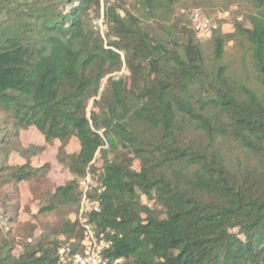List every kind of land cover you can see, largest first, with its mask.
<instances>
[{
    "label": "trees",
    "instance_id": "obj_1",
    "mask_svg": "<svg viewBox=\"0 0 264 264\" xmlns=\"http://www.w3.org/2000/svg\"><path fill=\"white\" fill-rule=\"evenodd\" d=\"M232 3L224 33L210 15ZM229 43L254 86L225 63ZM31 129L62 183L33 162L45 144H24ZM87 175L107 264H264V0H0V264L81 251Z\"/></svg>",
    "mask_w": 264,
    "mask_h": 264
},
{
    "label": "rangeland",
    "instance_id": "obj_2",
    "mask_svg": "<svg viewBox=\"0 0 264 264\" xmlns=\"http://www.w3.org/2000/svg\"><path fill=\"white\" fill-rule=\"evenodd\" d=\"M238 5L230 4L229 9L227 11L218 12L216 14L210 15L211 20H226L224 24H222V30L224 33H229L233 31V16L238 12ZM100 23V22H99ZM214 24V23H213ZM202 39H207V36H201ZM225 63L229 66V69L233 71L241 80L247 81L248 84L254 86L253 82V70L249 63V59L245 56L244 59L241 57V54L237 48L233 46L232 43H229L227 47V52L224 58ZM121 73L116 74L119 75ZM24 144L27 142L44 145V150L38 155V157H33V162L35 164L48 162L53 167L50 171V178L52 182L62 183L69 175L66 176L63 168L61 167V163L58 161L56 157L55 147H50L47 145L42 136L31 129L29 131L23 132L21 136ZM78 148V143L76 140H71L67 145L68 151L76 150ZM20 208H27V210L31 212H35V202L33 201V196L31 194V190L29 189V185L27 183H21L20 185V199H19ZM24 220L28 219L29 216L27 214L21 215ZM46 219L53 224H58V216L55 213H49L46 216ZM37 230L35 234H39Z\"/></svg>",
    "mask_w": 264,
    "mask_h": 264
},
{
    "label": "built area",
    "instance_id": "obj_3",
    "mask_svg": "<svg viewBox=\"0 0 264 264\" xmlns=\"http://www.w3.org/2000/svg\"><path fill=\"white\" fill-rule=\"evenodd\" d=\"M190 19L191 25L197 35L207 37L210 35V22L201 11H191ZM92 184L93 182L88 175L82 181L83 200L78 215L79 223L84 230V240L81 242L82 249L81 251L71 252L69 245H62L58 249L60 264H107L106 260L102 258V250L104 247L108 246L109 243L102 238V236L97 238L94 235L84 215V212H86L89 207L84 204L85 192ZM91 204L92 208L98 211L97 202H92ZM118 262H120V259H117L114 263Z\"/></svg>",
    "mask_w": 264,
    "mask_h": 264
}]
</instances>
